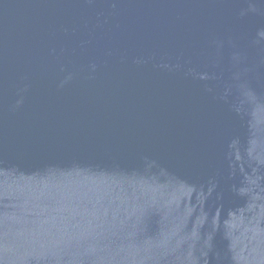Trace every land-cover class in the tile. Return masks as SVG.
<instances>
[{
	"label": "water",
	"instance_id": "95a60500",
	"mask_svg": "<svg viewBox=\"0 0 264 264\" xmlns=\"http://www.w3.org/2000/svg\"><path fill=\"white\" fill-rule=\"evenodd\" d=\"M0 264H264V0H0Z\"/></svg>",
	"mask_w": 264,
	"mask_h": 264
}]
</instances>
